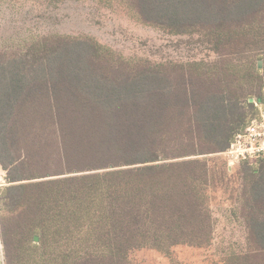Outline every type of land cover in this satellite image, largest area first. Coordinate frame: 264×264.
Returning a JSON list of instances; mask_svg holds the SVG:
<instances>
[{
  "label": "trees",
  "instance_id": "1",
  "mask_svg": "<svg viewBox=\"0 0 264 264\" xmlns=\"http://www.w3.org/2000/svg\"><path fill=\"white\" fill-rule=\"evenodd\" d=\"M124 1L148 26L204 36L219 59L132 61L90 36L0 51L3 264H130L212 240L205 156L264 104V0ZM240 174L248 251L234 264H264V163Z\"/></svg>",
  "mask_w": 264,
  "mask_h": 264
},
{
  "label": "rangeland",
  "instance_id": "2",
  "mask_svg": "<svg viewBox=\"0 0 264 264\" xmlns=\"http://www.w3.org/2000/svg\"><path fill=\"white\" fill-rule=\"evenodd\" d=\"M50 36H90L132 61L186 64L219 59L204 36L172 35L148 26L124 0H0V51H21L31 41ZM257 64L264 75V57ZM259 116L260 110L253 119ZM205 157L211 175V242L178 244L166 250L144 248L131 254L130 264H234L235 256L248 251L240 201L243 162L230 167L225 152ZM6 176L0 165V187L7 185ZM0 252L3 264L2 248Z\"/></svg>",
  "mask_w": 264,
  "mask_h": 264
},
{
  "label": "built area",
  "instance_id": "3",
  "mask_svg": "<svg viewBox=\"0 0 264 264\" xmlns=\"http://www.w3.org/2000/svg\"><path fill=\"white\" fill-rule=\"evenodd\" d=\"M260 116L249 122L247 127L239 132L225 155L228 156L229 166L235 162L262 161L264 163V104L254 100Z\"/></svg>",
  "mask_w": 264,
  "mask_h": 264
},
{
  "label": "water",
  "instance_id": "4",
  "mask_svg": "<svg viewBox=\"0 0 264 264\" xmlns=\"http://www.w3.org/2000/svg\"><path fill=\"white\" fill-rule=\"evenodd\" d=\"M251 102L253 103L254 102V99H252Z\"/></svg>",
  "mask_w": 264,
  "mask_h": 264
}]
</instances>
